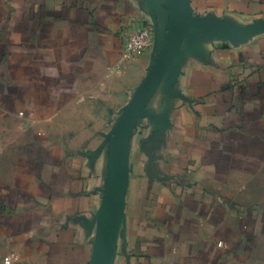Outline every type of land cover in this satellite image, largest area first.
I'll use <instances>...</instances> for the list:
<instances>
[{
	"label": "crops",
	"instance_id": "1",
	"mask_svg": "<svg viewBox=\"0 0 264 264\" xmlns=\"http://www.w3.org/2000/svg\"><path fill=\"white\" fill-rule=\"evenodd\" d=\"M155 9L163 30L162 1ZM237 25L264 0H191ZM149 0H0V264H89L107 157L95 152L144 79L128 56ZM131 141L125 241L112 264H264V33L208 39ZM145 151L155 160L147 166ZM88 154V156H87Z\"/></svg>",
	"mask_w": 264,
	"mask_h": 264
},
{
	"label": "water",
	"instance_id": "2",
	"mask_svg": "<svg viewBox=\"0 0 264 264\" xmlns=\"http://www.w3.org/2000/svg\"><path fill=\"white\" fill-rule=\"evenodd\" d=\"M159 0H149L155 9ZM162 1L164 29H160L157 13L153 18V60L141 83L133 90L128 103L121 109L112 129L103 135L99 148L89 154L97 157L105 151L107 167L102 199L97 213L87 228L94 232V242L89 264H112L119 240L125 241V205L129 185V159L131 141L138 127L147 121L156 129L147 140H159L169 125L167 112L158 115L151 108L154 96L161 92L177 96L174 85L180 74V66L186 54L202 55L201 43L220 40L233 45L245 43L264 33V19L245 25H237L212 14L195 15L191 0ZM146 152L147 166L155 160L152 152ZM88 156V154H87Z\"/></svg>",
	"mask_w": 264,
	"mask_h": 264
},
{
	"label": "built area",
	"instance_id": "3",
	"mask_svg": "<svg viewBox=\"0 0 264 264\" xmlns=\"http://www.w3.org/2000/svg\"><path fill=\"white\" fill-rule=\"evenodd\" d=\"M153 45V27L151 24L129 31L123 45L126 55L142 53Z\"/></svg>",
	"mask_w": 264,
	"mask_h": 264
}]
</instances>
